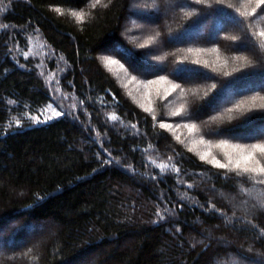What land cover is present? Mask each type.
<instances>
[{
  "label": "trees",
  "instance_id": "obj_1",
  "mask_svg": "<svg viewBox=\"0 0 264 264\" xmlns=\"http://www.w3.org/2000/svg\"><path fill=\"white\" fill-rule=\"evenodd\" d=\"M131 1L0 0V264H264V4L145 0V22ZM105 55L162 80L153 108ZM169 120L258 165L199 156Z\"/></svg>",
  "mask_w": 264,
  "mask_h": 264
},
{
  "label": "rangeland",
  "instance_id": "obj_2",
  "mask_svg": "<svg viewBox=\"0 0 264 264\" xmlns=\"http://www.w3.org/2000/svg\"><path fill=\"white\" fill-rule=\"evenodd\" d=\"M145 0H132V10L136 13H139L142 15L143 21H147L146 17H144L142 13V4H144ZM148 18V17H147ZM135 23V19H132L130 22H126L124 28L126 31H136L140 29L141 26L138 28H131L130 26ZM134 25V24H133ZM36 41L33 42V51L32 55L38 57V70L41 72L45 79L47 80V83L50 85V89L53 93H57V90L60 91L61 86L59 85V80L56 78L59 70L58 68L52 69V65L50 64L52 57L49 56L46 58V52L43 50V44L41 43V39L38 37H35ZM105 65L107 68L115 75L117 80L120 84L124 87V89L127 91V93L138 103H140L142 106L146 107L147 109H151L155 106V103L157 102L158 98L161 96V88H162V80L156 78L146 81H139L137 78H135L132 74L129 73V71L116 59L109 58L108 55H105ZM248 83H245L247 85ZM58 85L60 87H58ZM250 87V86H249ZM230 92L226 91L225 96L228 95ZM59 95V93H58ZM219 101V99H218ZM57 103L59 105L60 110L67 111L68 104H65L62 100H57ZM50 116L45 114L41 117H36L34 120L35 122L43 121L45 119L51 118L55 116L56 109L47 110L46 111ZM167 127L173 129L177 133H180L183 135V137L189 142L188 144L192 149L197 152L199 156L211 158L214 161H220L218 159H232L236 163H243V165H249L250 161H254L257 165L260 160L259 156L251 155V153H243L244 155L237 157V155H231L229 151L222 147V145H212L210 142L203 141L202 137L195 136L193 130L189 128L184 122L182 121H175V120H169V122L164 123ZM262 133L264 132V127H259L254 129V133ZM247 153V154H246ZM259 158V159H258ZM226 200H233L235 196H224ZM14 222H11V225H13ZM34 230V227H27L26 231L28 233L27 241L32 240L31 231ZM6 234L5 230L0 228V249L4 247L2 244V239L4 238V235ZM24 244V241H22ZM19 243L18 244H22ZM7 247L11 248L9 244H7ZM230 262L232 264H237L235 261H240L242 259L230 257ZM252 263L250 264H258L259 260H250ZM242 262V261H241ZM75 264H80L79 261H77ZM242 264H245L242 262Z\"/></svg>",
  "mask_w": 264,
  "mask_h": 264
},
{
  "label": "snow or ice",
  "instance_id": "obj_3",
  "mask_svg": "<svg viewBox=\"0 0 264 264\" xmlns=\"http://www.w3.org/2000/svg\"><path fill=\"white\" fill-rule=\"evenodd\" d=\"M259 3L264 4V0H258ZM176 87H179V85H176ZM57 116L60 115V113H56ZM254 147H258V146H254ZM262 152H264V148L261 149ZM224 165H220V167H223ZM262 171H264V169H262Z\"/></svg>",
  "mask_w": 264,
  "mask_h": 264
}]
</instances>
